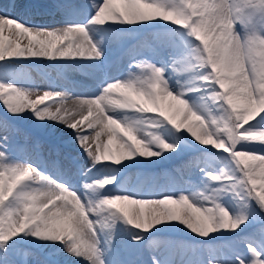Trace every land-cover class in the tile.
Returning a JSON list of instances; mask_svg holds the SVG:
<instances>
[{
  "label": "rangeland",
  "instance_id": "obj_1",
  "mask_svg": "<svg viewBox=\"0 0 264 264\" xmlns=\"http://www.w3.org/2000/svg\"><path fill=\"white\" fill-rule=\"evenodd\" d=\"M17 2L27 4L29 7L14 9L10 0H0V5L5 12L34 28H56L63 25L66 20L86 22L90 18L89 11L77 10L88 4L89 0H17ZM158 2L175 5L186 3L187 0H158ZM113 12H117L121 17L125 15L122 9H112ZM148 15L153 17L152 21L155 18L162 19L156 22L163 23L162 26H158L161 27L159 33L150 32L147 20L137 22L135 26L140 27L135 32L126 30L129 29L128 27L117 29L118 34L115 37L121 44L117 54L103 58L97 70L95 68L91 71L97 72L100 80H105L106 74L109 73L108 68L113 71L119 68L118 73H122L125 78L129 73L141 76L135 65L148 61L165 69L164 75L166 79L169 78L174 95L178 94L182 91L181 85L187 88L186 82L195 74L193 71H180L182 65L178 62L182 60L185 63L194 62L192 51L197 42L193 37L188 36V30L182 25L172 23L173 17L164 19L165 13L162 9L154 8ZM237 29L241 33L244 31L239 25ZM151 33H154L155 37L150 35ZM0 36H3L4 45L11 44L13 48L18 45L22 49L30 40L26 34L17 35L14 27L9 26H5L0 31ZM64 67L66 66L61 63L50 64L42 61L39 57L13 56L11 61H0V82L12 83L17 88L30 89L39 95L51 91L69 92L76 84L85 91L97 90V82L85 83L84 76L74 72L68 73ZM205 71L207 69H202L200 74ZM200 89L185 91L182 99L188 101L190 106L198 107L202 103V97L206 100L207 93L211 91L203 87ZM30 99L35 100L36 95H32ZM164 105L158 96L155 103L147 98L138 102L140 107L157 109L154 112L141 114L135 109H122L124 112L122 115L130 118L131 121H143L137 124L140 129L138 135L143 136L145 131L152 132L165 142L176 146L174 150L166 151L153 144L152 150L161 151L162 154L159 156L136 155L131 159L122 160L120 164L102 160L93 168L91 159L77 142L75 129H70L64 124L52 125L58 121L39 120L31 109L12 115L2 102H0V122L7 123L9 127L5 131H0V150L7 154V162L32 164L52 179L71 182L80 193H83L82 185L86 181L115 177L114 183L105 186L103 195H129L137 199L152 200L163 199L166 196L175 200L180 195L190 198L198 197L200 194L210 195L219 185L210 181L206 173H219L223 170L231 174L235 165L222 149H215L212 145H202L191 138L188 128L197 129L198 121L190 115L186 117L182 105L174 100L172 112L167 114ZM59 106L60 97L56 96L37 104L41 109L48 107L50 112H55ZM209 109H213V105L210 104ZM200 112L203 114V111ZM213 112L218 114L214 109ZM151 116L175 121L181 127L177 130L167 122H159L157 127H149L147 121ZM204 119V124L206 123L207 126L208 120L206 117ZM249 122L253 129H264V120L259 116ZM102 139L107 142L105 138ZM185 147L196 149L186 154ZM237 147L239 148V145ZM241 147L245 148L241 150L264 151V142L249 141ZM119 151L117 137L109 144L108 154L115 156ZM6 183H10L7 178ZM24 184H31L34 189L40 186V182L33 179L31 174L28 178L19 181L16 188ZM16 188L13 189V193ZM239 190L238 188L237 191ZM9 199L10 196L6 197L5 203ZM87 199L86 194L85 200ZM216 200L232 214L233 218L241 214L246 215L247 222L241 224L235 231L219 229L207 236H201L179 221L163 222L144 231L128 225L121 218L112 228L105 229L101 233L99 247L107 252L114 246L112 254L106 257L108 264H210V261L212 264H236L237 256L245 259L246 262L249 261L251 259L249 244L256 247L257 251L264 248L256 232L261 223H264V212L260 211L255 201L241 200L231 193H221L216 196ZM204 203L206 207L211 206L207 202ZM121 206L133 207L123 204ZM169 207L180 213L184 211L180 205ZM133 210L143 211L145 218L153 214L150 206L142 210L136 206ZM134 236H139L141 239L134 240ZM171 242L178 245H170ZM0 264H88V262L70 254L63 242L40 241L37 236L25 230L7 243L0 244Z\"/></svg>",
  "mask_w": 264,
  "mask_h": 264
},
{
  "label": "snow or ice",
  "instance_id": "obj_2",
  "mask_svg": "<svg viewBox=\"0 0 264 264\" xmlns=\"http://www.w3.org/2000/svg\"><path fill=\"white\" fill-rule=\"evenodd\" d=\"M110 2L111 0H89L88 4L77 9L78 11L92 12L86 24L68 23L59 28L30 27L5 12L3 6L0 5V31L5 26H9L14 27L17 35L26 34L30 37L29 44L22 48L25 51L19 52L18 49L21 48L18 45L13 48L9 44V47L5 48L3 36H0V42L3 44V47L0 48V61H4L6 56L55 58L56 56L68 57L71 55L73 57L100 59L102 49L90 36L89 26L105 25L104 13ZM222 2L223 0H211L209 3L219 4ZM231 2L232 0H229V3ZM241 2H250L253 6L259 7V0H241ZM10 3L14 9L29 7L27 4L18 3L17 0H10ZM127 4L131 9L130 12L123 17L117 12H113L112 18L126 24H135L137 20H151L153 18L137 7L140 0H127ZM187 4L188 0L186 3L181 2L171 6L169 3L150 0L149 3L144 4V7L162 9L164 13H169L163 17L167 20L173 17V13L182 14ZM230 15L233 20L234 31L239 33L241 32L238 31L237 25L244 29L253 20V16L247 14V9H240L234 14L230 13ZM193 38L195 39V37ZM201 39L204 41L203 44L199 40L196 41L199 45L198 55L193 57L196 60L206 59L207 54L204 52V48L207 46L211 50L212 47L211 33L202 36ZM33 42L36 46L30 48ZM41 48L44 50L41 51ZM178 63L182 65L180 71L189 72L193 70L191 63H185L183 60ZM200 66L199 63L195 65L198 68ZM212 66L206 65L204 67L207 69L205 72L208 74V79L202 80L200 83L203 88L211 89L210 92L215 95L213 109L218 114H214L213 109L203 111V114L197 112L200 114L198 116H204L208 120V124L205 126V134L201 135V130L198 133L191 127L188 128V131L200 144L212 145L215 149H222L224 153L229 155L235 169L231 174L223 170L219 173H206L210 181L219 185L218 188L212 190L210 195L200 194L198 197L193 196L192 198L180 195L175 200L170 196L152 200L137 199L129 195H103L105 186L114 183V177L86 181L82 185L84 191L80 193L71 189L67 182L52 179L41 173L32 164L7 162V154L0 150V181L3 182V187L0 189V197H2L0 198V244H5L25 230L39 237L34 226L38 223L45 224L54 227L62 234L57 235L52 240L61 241L64 244L65 241H68L65 245L70 254L86 260L88 264H108L106 257L112 254L114 246L109 248L107 252L101 249L99 247L100 236L105 229L112 228L118 219L122 218L128 225L144 231H148L163 222L179 221L191 231L201 236H207L219 229L235 231L241 224L247 222L246 215L241 214L233 218L232 214L217 202L216 196L221 193H231L241 200L255 201L260 211L264 212V151L241 150L245 149L241 145L249 141L264 142V129H253L249 121L254 119L245 122L239 110L233 111L231 104L234 101V96L228 91L229 82L226 79L217 80L212 75ZM135 67L139 69L143 79L141 76L129 73L128 77L123 80L107 83L101 89L100 95L81 100L82 105H87V115L79 114L80 119H75L73 115L66 114L62 108L50 112L48 107L43 109L37 107V104H41L53 96L63 99L65 97L63 92H44L43 95H36L35 100H31L32 90L17 88L12 83L0 82V102L12 115H18L25 112L26 109H31L39 120H54L63 123L70 129H75L77 142L91 159L93 168L102 160L120 164L122 160L131 159L136 155L141 157L159 156L162 153L152 150L153 144L166 151H172L176 146L165 142L152 132L145 131L143 136L138 135L140 129H138L137 124L141 121H129L127 117L119 119L113 113L117 112V108L135 109L137 113L141 114L154 112L157 109L140 107L138 102L146 97L147 100L155 103L161 93L172 97L181 105L185 93L180 92L174 95L168 86L164 68L157 67L148 61L139 62ZM113 92L121 93L123 99L112 100L111 94ZM14 98H20L22 103H13ZM106 101L107 103H105ZM235 102L241 106L244 103L238 98ZM139 109H143V111ZM258 116L264 120V112ZM85 122L86 130L83 128ZM159 122H167L173 127L176 125L175 121L156 116H151L147 124L149 127H157ZM98 126L99 130H96ZM8 127L7 123L0 122V131H5ZM174 128L176 129V127ZM104 135H107V142L102 139ZM117 137L120 151L113 156L108 154V147ZM257 153L261 154L258 155ZM30 174L38 182L53 186L54 194L42 198L37 192L32 191L21 196V190L31 184H24L16 188L17 183L28 178ZM6 178L10 183H6ZM14 188H16L15 193H13ZM238 188L239 191H237ZM86 194L87 200H85ZM9 196L11 199L5 203L6 197ZM197 200L201 202L197 203ZM14 201H19L17 206H13ZM204 202L211 206L206 207ZM122 204L133 207L125 208L121 206ZM170 205L182 206L184 208L183 213L169 207ZM136 206L141 210L150 206L153 214L145 218L143 211L136 212L133 210ZM46 209L47 211H45ZM202 228H206V231L201 232ZM256 232L261 244H264V223H261ZM133 239L139 240L141 237L134 236ZM248 247L251 259L246 262L245 259L237 256L236 264H264V248L257 251V248L251 244ZM210 264H212L211 261Z\"/></svg>",
  "mask_w": 264,
  "mask_h": 264
},
{
  "label": "clouds",
  "instance_id": "obj_3",
  "mask_svg": "<svg viewBox=\"0 0 264 264\" xmlns=\"http://www.w3.org/2000/svg\"><path fill=\"white\" fill-rule=\"evenodd\" d=\"M169 5L172 4L169 3ZM181 7L184 6L181 5ZM240 9H247V14L253 16L252 22L245 26L243 36L234 31L230 15ZM168 14L166 12L165 16ZM172 15V23L182 25L188 30V36L195 37V41L199 40L203 44L204 41L201 37L211 33V50L207 46L204 48V52L207 54L206 59H193L198 55L199 50L198 44L194 46L192 51V61L194 62L190 63L193 65L192 71L195 74L186 82L187 88L181 85V92L198 91L203 87L198 82L207 80L208 74L206 72L200 74V71L206 65H213L212 75L217 80L226 79L229 82L228 91L234 96V101L231 104L234 112L239 110L245 122L255 119L261 112H264V0H259V7L253 6L250 2L242 3L241 0H232L231 3L229 0H223L219 4L209 3L208 0H188L187 7L184 8L182 14L173 13ZM35 46V42H33L30 48ZM2 47L3 44L0 42V48ZM18 51L23 52L25 49H18ZM197 63L201 65L199 68L195 67ZM32 95H38V93L33 92ZM236 98L244 101L243 106L235 102ZM214 99L213 93H207V99L202 97V103L195 110L188 101L181 100L185 116L195 117L201 135L205 134L206 129L204 121L197 115V112L207 111L209 105H213ZM13 103H22V100L14 98ZM139 110L143 111V109ZM174 127L179 130L180 124L178 123ZM2 187L3 182L0 181V189ZM32 191L37 192L39 197L47 198L54 194L55 189L47 183H40V186L35 189L28 185L21 190V196ZM18 203L19 201H14L13 206H17ZM34 227L39 237L45 240H52L57 235H62L54 227L45 224L38 223ZM205 231L206 228L201 229V232ZM67 243L68 241H65V244Z\"/></svg>",
  "mask_w": 264,
  "mask_h": 264
},
{
  "label": "bare ground",
  "instance_id": "obj_4",
  "mask_svg": "<svg viewBox=\"0 0 264 264\" xmlns=\"http://www.w3.org/2000/svg\"><path fill=\"white\" fill-rule=\"evenodd\" d=\"M77 1H79V0H77ZM149 2H150V0H140V4L137 6L146 15L150 14L151 11L154 9L152 7H144V4L149 3ZM112 9L113 10L122 9V12H124L125 14L131 11L129 5L127 4V0H111L108 9H106V11L104 13L105 25H103V26H97V25L89 26L90 36L99 45V47L102 49V56L100 59H88V58H81L78 56L73 57L71 55L68 57L56 56L55 58L39 57V58H41L42 61L48 62L50 64L61 63L62 65L66 66L64 68H65V70H67L68 73L74 72V74L76 73V74H80L81 76H84L85 77L84 80H86L85 83L90 84L91 82L92 83L97 82V85H96L97 90H94L93 92H89L88 90L85 91L77 84L74 85L73 87H71V90L69 92H66V91L63 92V93H65V97L63 99L60 98L59 108H62L66 112V114L73 115L75 117V119H80L79 114L87 115V105H82L81 100L94 98L95 96L100 95L101 89L109 82H112L115 80L125 79V77L122 76L123 75L122 73H118L119 68H117L115 71L108 68L109 73L106 74L105 80H100L99 74L95 71H91L92 69H95V68L97 70L98 65L100 63H102L103 58H108L112 55L117 54V51L121 45V44H119L120 42L117 41V37H115V35L118 34L116 31L117 29H122L124 27H128L129 29H126V30H130L131 32L132 31L135 32V31H137L138 27H140V26L136 27L135 25L138 24L137 22H140L141 20L136 21L135 24H126V23H120L119 20L113 19L112 18ZM89 12H90L89 15L91 16L92 12L91 11H89ZM157 20L162 21L161 18H158V19L155 18V19H153V21L147 20L150 32L159 33V31H160L159 29L161 27H158V26H162L163 23L162 24L156 23V22H158ZM151 22H153V23H151ZM68 23L86 24L87 21L86 22L85 21L72 22V21L66 20L63 25L68 24ZM61 26L62 25H60L56 28H59ZM149 30H148V32H149ZM150 35H154V37H155L154 33H151ZM167 81H168V86H169L170 90H172V87L170 85L171 82L169 81V78H167ZM80 83H82V81H80ZM159 96L161 98V101L164 102V104H165L164 106H166V110H164L165 113L166 114L171 113L172 109H173L174 99H172V97L166 96L162 93ZM111 99L112 100H120V99H123V96L119 92H113L111 94ZM144 99H146V97ZM105 103H107V101ZM194 110H195V107H194ZM122 113H124V112H122V109L117 108V112L113 113V115H115L119 119H124L126 116L122 115ZM125 113H128V112H125ZM107 114L111 115L112 113H107ZM197 115H200V114H197ZM201 119L205 122L204 116H201ZM128 120L131 121L130 118H128ZM61 124H63V123L57 122V123H54L52 125L53 126H57V125L60 126ZM83 128H85V130H86V122H85V125L83 126ZM96 130H99V126L97 127ZM195 130L198 133L200 132L199 124H198V128ZM102 138H105L107 140V135L102 136ZM191 138H193L195 140V142H198L195 139V137L192 136V134H191ZM195 149H196L195 147H185V153L187 154L188 151H190V150L192 151ZM67 184L71 189L79 192L78 188L73 186L71 184V182H68ZM38 238L40 241L45 240V239H42L40 237H38Z\"/></svg>",
  "mask_w": 264,
  "mask_h": 264
},
{
  "label": "trees",
  "instance_id": "obj_5",
  "mask_svg": "<svg viewBox=\"0 0 264 264\" xmlns=\"http://www.w3.org/2000/svg\"><path fill=\"white\" fill-rule=\"evenodd\" d=\"M9 43H10V41H9ZM4 46H5V48H8V47H9V44H5ZM12 59H13V56H12V57H8V56H6L4 61H11ZM12 145H14V144H12ZM6 243H7V242H6ZM8 245H9V244H8Z\"/></svg>",
  "mask_w": 264,
  "mask_h": 264
}]
</instances>
